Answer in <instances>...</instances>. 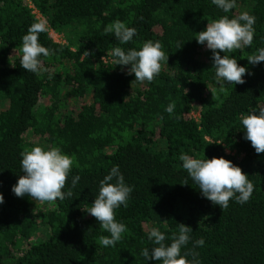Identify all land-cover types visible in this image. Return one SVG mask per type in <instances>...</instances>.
Returning a JSON list of instances; mask_svg holds the SVG:
<instances>
[{
	"label": "trees",
	"instance_id": "obj_1",
	"mask_svg": "<svg viewBox=\"0 0 264 264\" xmlns=\"http://www.w3.org/2000/svg\"><path fill=\"white\" fill-rule=\"evenodd\" d=\"M34 11L48 25L39 42L52 50L40 57L44 75L20 66ZM241 12L255 17L253 43L228 55L251 74L220 91L211 50L194 38L211 20ZM115 21L136 28L132 41L121 44L106 31ZM147 40L159 41L168 60L150 83H137L109 53ZM261 48L264 0H236L228 13L211 0H0V264H144L141 250L153 246L147 229L160 228L170 243L180 223L193 230L182 249L189 259L195 252L201 264H264V153L243 139L239 121L241 112L264 106V62L247 60ZM170 102L172 116L164 111ZM35 145L59 146L73 159L63 189L71 197L42 207L12 192L23 174L20 154ZM182 153L239 166L254 185L249 201L230 200L222 211L187 176ZM117 165L133 192L115 210L126 232L105 247L100 237L109 233L85 209ZM40 226L45 240L34 239ZM200 238L204 245L194 247Z\"/></svg>",
	"mask_w": 264,
	"mask_h": 264
},
{
	"label": "clouds",
	"instance_id": "obj_2",
	"mask_svg": "<svg viewBox=\"0 0 264 264\" xmlns=\"http://www.w3.org/2000/svg\"><path fill=\"white\" fill-rule=\"evenodd\" d=\"M211 3L224 13L236 7V0H211ZM254 24L255 17L248 12H241L234 18L223 15L208 22L204 30L198 32L194 38L198 44L205 45L211 50V68L214 69V79L220 91L229 84H243L245 74H251L228 53L252 45ZM46 31H48L46 20L39 19L28 27L26 34L21 38L20 66L27 72L44 75L49 71L42 66L40 59L41 56L48 57L52 54L51 49L39 42L40 33ZM106 31L112 33L121 44L129 43L137 34L136 28L126 26L120 21H115ZM85 55L89 56V53L85 52ZM109 55L115 66L119 65L122 69L127 66V73L134 74L137 83H150L159 75L162 65L167 64L168 60L161 43L152 40L144 41L138 49L125 50L119 46L114 47ZM247 60L252 65L264 62V48L257 49L256 54L249 56ZM48 78L51 79L52 75L49 74ZM164 111L172 116L175 104L168 103ZM163 119L161 116L160 120ZM239 121L243 139L250 141L257 154L264 153V106L251 108L246 113L241 112ZM20 156L23 174L12 186L11 190L15 196L27 195L41 203L64 200L72 196L71 190L63 189L73 166V159L59 146L35 145L23 151ZM179 159L182 162L181 167L197 185L201 195L214 205H218L222 211L229 207L230 200L243 205L251 198L254 185L248 179V175L230 160L223 157L196 158L183 153ZM78 180L79 176L72 178V187H75ZM183 184H187V180ZM132 192L133 186L126 183L118 165L113 166L99 181L97 194L85 211L109 233L100 237L101 245L115 246L126 232V225L116 220L115 210L127 206ZM3 202L4 197L0 195V204ZM178 225V232L172 234L170 243H165L167 238L160 228L150 226L147 229V240L153 246L141 250L140 255L144 264H148L150 260L158 264H201L197 253H191L192 258L189 259V254L182 252L189 244L193 230L185 224ZM204 243L203 238L193 241L194 247H202Z\"/></svg>",
	"mask_w": 264,
	"mask_h": 264
},
{
	"label": "rangeland",
	"instance_id": "obj_3",
	"mask_svg": "<svg viewBox=\"0 0 264 264\" xmlns=\"http://www.w3.org/2000/svg\"><path fill=\"white\" fill-rule=\"evenodd\" d=\"M36 14V13H35ZM36 17H37V19L39 20V19H43V18H41L40 17V15H38V14H36ZM49 33H50V36L52 37V39L54 40V41H56V42H64V38H61V36H59V35H57V34H55V33H53L52 31H50L49 30ZM85 102H88V100H86ZM44 103H47L46 101H44ZM194 117L198 120V118H199V114H198V112L197 111H194ZM34 201V204L36 205V206H42V207H44L46 204L45 203H41V202H39V201H35V200H33ZM49 232H48V230L46 229V227H44V226H40L38 229H37V231H36V234H35V237H34V239H38V240H45L47 237H48V234Z\"/></svg>",
	"mask_w": 264,
	"mask_h": 264
},
{
	"label": "built area",
	"instance_id": "obj_4",
	"mask_svg": "<svg viewBox=\"0 0 264 264\" xmlns=\"http://www.w3.org/2000/svg\"><path fill=\"white\" fill-rule=\"evenodd\" d=\"M27 1H29V0H27ZM30 7L33 8V6H32L31 4H30ZM35 13L38 14L36 11H34V14H35ZM50 31H52V30H50ZM52 32H53V31H52ZM53 33H54V32H53ZM49 34H50V33H49ZM50 37H51V36H50ZM51 38H52V37H51ZM55 42H56V41H55ZM57 43H62V42H57Z\"/></svg>",
	"mask_w": 264,
	"mask_h": 264
}]
</instances>
